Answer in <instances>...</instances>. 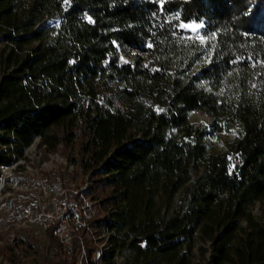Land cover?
Listing matches in <instances>:
<instances>
[{"label": "trees", "instance_id": "trees-1", "mask_svg": "<svg viewBox=\"0 0 264 264\" xmlns=\"http://www.w3.org/2000/svg\"><path fill=\"white\" fill-rule=\"evenodd\" d=\"M177 13L216 46L173 36ZM197 112L237 132L224 151ZM37 139L92 183L110 248L85 264H264V0H0V168Z\"/></svg>", "mask_w": 264, "mask_h": 264}, {"label": "rangeland", "instance_id": "rangeland-1", "mask_svg": "<svg viewBox=\"0 0 264 264\" xmlns=\"http://www.w3.org/2000/svg\"><path fill=\"white\" fill-rule=\"evenodd\" d=\"M121 57L123 56H120L119 61L123 63ZM123 59L130 63L129 58L123 57ZM189 121L206 129L208 135L205 138V145L211 153L224 151L226 146L237 137V132L235 131L236 134L233 135L232 130L214 133L211 126L212 119L204 113H190ZM77 158L76 150H66L63 154L46 152L40 141L36 140L25 149L23 158L20 159L21 164L5 170L3 175L6 177L5 185L3 189H0V264H53L52 247L60 244L53 237L46 235L45 230L31 226L24 229L18 221L19 217L28 213L32 205V201L23 189L27 184V175L30 171L38 170L45 177L55 179L59 177L67 181L69 176L66 174V168L69 164L75 166V178L81 182L86 175L77 172V166L74 163V159ZM48 166L50 170L44 171ZM91 187L92 183L90 189ZM252 215L256 221L264 225V201L253 206ZM100 238L101 233L92 229L84 233L82 242H73L79 247L75 264H85L88 249L96 251L103 243V239ZM61 247L63 250L71 248ZM127 255L126 252L116 256L114 264H128Z\"/></svg>", "mask_w": 264, "mask_h": 264}, {"label": "built area", "instance_id": "built-area-1", "mask_svg": "<svg viewBox=\"0 0 264 264\" xmlns=\"http://www.w3.org/2000/svg\"><path fill=\"white\" fill-rule=\"evenodd\" d=\"M20 159L9 167L0 168V189L5 185L6 177L3 176L5 170L21 164ZM48 168L50 167L44 171H49ZM66 174L69 176L67 181L59 177L57 179L45 177L38 170L30 171L23 192L32 201V205L28 213L19 217L18 221L24 229L31 226L45 231L50 230L61 246L71 247L75 241L82 242L84 233L92 230L90 222L96 215V209L95 202L89 196L91 186L89 176H84L83 180L78 182L73 164L68 165ZM101 238L103 243L94 252L95 260H100L103 253L110 248L107 243L108 234L102 233Z\"/></svg>", "mask_w": 264, "mask_h": 264}, {"label": "snow or ice", "instance_id": "snow-or-ice-1", "mask_svg": "<svg viewBox=\"0 0 264 264\" xmlns=\"http://www.w3.org/2000/svg\"><path fill=\"white\" fill-rule=\"evenodd\" d=\"M153 2H156V0H153ZM170 2V0H169ZM64 3L65 4H68L69 3V0H64ZM159 3L161 5H164L166 3V0H159ZM163 11V9H162ZM89 19V23H92V19L91 17L88 18ZM173 21H179V23H173L171 21H169L168 23L171 24V27L174 29L172 35L173 36H176L178 33H181V32H190L192 34L195 35V39L199 40L200 44L201 45H206V46H210V47H215L216 45L215 44H211L210 41L212 38H215L216 37V33L215 32H212L210 34H203L201 35L200 33L203 32V29H204V24L203 22H200V23H186V22H183L181 16L179 13L175 14V16L172 18ZM247 35V34H246ZM193 35H188V36H179V39H186V40H189V41H192L193 40ZM195 46V45H193ZM147 47L149 49L153 48L154 45L152 43H149L147 45ZM245 59H252L254 60V56H250V57H245ZM121 60L123 61V63L127 64L129 63L127 60H124L123 57H121ZM208 60L209 62H211L212 60V57H208ZM242 63L243 60H241L239 57L236 59V60H233L232 63ZM145 67H147V65H145ZM253 87H256V85H253ZM158 111H163V109H159ZM233 132V135L236 134L235 130H232Z\"/></svg>", "mask_w": 264, "mask_h": 264}]
</instances>
